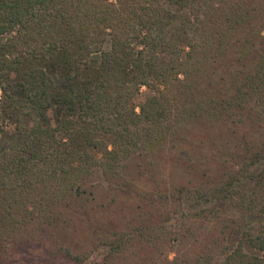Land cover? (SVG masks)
Segmentation results:
<instances>
[{
	"label": "trees",
	"instance_id": "trees-1",
	"mask_svg": "<svg viewBox=\"0 0 264 264\" xmlns=\"http://www.w3.org/2000/svg\"><path fill=\"white\" fill-rule=\"evenodd\" d=\"M221 65L242 81L239 101L253 102L251 113L264 119V0H0V126L9 122L28 137L0 151V264L35 227L86 217L77 200L93 169L123 188L116 177L133 153L156 142L160 127L177 125L205 70L212 76ZM142 86L154 93L143 97ZM236 139L208 187L135 192L143 205L114 229L92 228L86 218L91 249L64 248L69 264H84L102 245L103 264H264V224L247 220L264 212V146ZM247 179L250 193L235 186ZM230 195L235 219L217 209ZM237 228L228 252L227 234Z\"/></svg>",
	"mask_w": 264,
	"mask_h": 264
},
{
	"label": "rangeland",
	"instance_id": "rangeland-1",
	"mask_svg": "<svg viewBox=\"0 0 264 264\" xmlns=\"http://www.w3.org/2000/svg\"><path fill=\"white\" fill-rule=\"evenodd\" d=\"M105 49H110V37L107 38ZM89 61L97 67L100 55H92ZM236 68L240 70L241 66L237 64ZM205 75L194 99L180 109V122L174 127H160L157 130V141L133 153L126 169L117 174L116 179L126 183L123 188H116L115 179H112L113 182L111 179L107 180L101 168L93 169L90 181L81 188L82 198L77 200L79 205L85 207L86 217L82 212L77 213V217L64 218V222L61 221L56 228L35 227L31 231L32 236L27 234L28 238L24 237L19 244L11 247L1 264H69L70 259L64 248H70L74 252L91 249L89 245L92 236L87 232V219L93 222L92 228L114 229L124 218L132 217L124 213H130L138 205H143L141 200L134 196L135 192L159 193L183 186L204 189L217 180L223 169V160L228 159L230 152L237 149L236 138L247 136L252 147H256L257 143L264 146L262 115L256 117L258 114L251 113L253 102L238 99L242 81L237 82V76L232 69L224 68L223 65L213 72L212 76L208 75L206 69ZM180 77L184 78L183 75ZM60 81L61 79L58 80L59 83ZM152 93L154 92L146 86L141 87L143 97ZM56 113L55 109L47 110L46 114L52 124L57 123ZM1 126L0 151L13 137L19 142L28 139L27 132L18 131L14 124L8 122ZM257 135H261V138ZM61 136L69 140L67 132L61 133ZM258 149L257 145V149L247 152L249 157L255 158ZM89 150L98 161L104 160L105 155L102 152L95 148ZM238 168L237 165L236 169ZM235 186L250 193L254 182L247 179L237 182ZM217 209L226 218L235 219L240 215L234 195L222 198ZM247 220L251 224H264V212L251 211L247 214ZM231 230L226 240L228 252L236 248L242 234L239 228ZM246 250L250 249L246 247ZM108 251L109 248L104 245L94 248L84 264H103ZM175 254L171 251L170 258L174 259ZM174 264L187 263L178 261Z\"/></svg>",
	"mask_w": 264,
	"mask_h": 264
}]
</instances>
